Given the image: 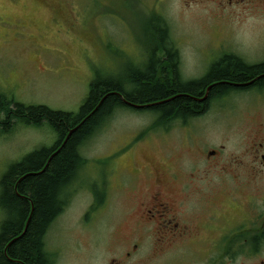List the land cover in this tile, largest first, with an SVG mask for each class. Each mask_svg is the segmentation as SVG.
<instances>
[{"label":"rangeland","instance_id":"obj_1","mask_svg":"<svg viewBox=\"0 0 264 264\" xmlns=\"http://www.w3.org/2000/svg\"><path fill=\"white\" fill-rule=\"evenodd\" d=\"M158 14L167 22L169 38L178 47L179 72L184 79L201 77L207 65L225 53H237L248 61L263 57L264 0H0V94L26 105L78 111L97 72L105 78L118 77L128 65H142L144 49L152 45L149 21ZM263 119L264 98L251 93L232 95L216 103L204 117L191 120L199 139L190 141L195 139L207 149H223L225 159L243 156L260 137ZM154 122L156 115L151 111L117 109L81 145L86 162L73 181L68 205L55 217L45 239L54 264L121 260L125 234L141 210L137 206L128 214L133 200L122 198L115 187L121 179L117 166L121 162L129 166L135 155L141 161L149 155L163 164L167 152L137 146L146 141L150 146L163 145L158 141L162 135L147 132ZM164 138V148L171 149L170 162L183 156L188 165L193 152H189L187 130L174 126ZM55 140L56 134L47 124L16 122L11 132L0 135V181L11 165ZM134 145L131 153L129 147ZM234 208L224 210L229 220L239 218ZM5 214L1 208L0 223ZM218 227L213 230L220 232ZM179 245L177 242L163 254L154 252L126 262L264 261V248L259 256L239 255L219 263L218 256L202 257L189 252L193 247Z\"/></svg>","mask_w":264,"mask_h":264},{"label":"trees","instance_id":"obj_2","mask_svg":"<svg viewBox=\"0 0 264 264\" xmlns=\"http://www.w3.org/2000/svg\"><path fill=\"white\" fill-rule=\"evenodd\" d=\"M151 17L152 45L144 49L148 54L142 65H128L118 77L105 78L97 72L78 111L26 105L0 94V135L11 132L16 122L47 124L56 134L51 146L28 153L1 178L0 209L6 214L0 223V264H54L45 239L64 208L59 189L74 181L85 164L81 145L117 109L151 111L156 122L175 117L188 121L206 107L210 97L232 88L224 81H242L264 70V64L248 66L228 54L203 78L186 80L177 70L179 50L169 38L167 22L160 14ZM210 83L206 98L204 90Z\"/></svg>","mask_w":264,"mask_h":264},{"label":"flooded vegetation","instance_id":"obj_3","mask_svg":"<svg viewBox=\"0 0 264 264\" xmlns=\"http://www.w3.org/2000/svg\"><path fill=\"white\" fill-rule=\"evenodd\" d=\"M228 54L234 55L248 66L264 64V54L261 58L248 61L237 53H225L207 65L204 75L186 80L203 78L215 63L224 60ZM179 59L178 71L181 57ZM224 82L231 84L232 88L226 93L210 97L206 107L188 121L175 117L169 121L154 122L149 128L147 132L157 131L163 136L158 138L163 147L150 146L147 141L137 146L167 152L163 157V164L156 163L149 155H146V161L139 160L135 155L128 160L131 163L129 166H125L127 162H121L117 166L121 179L118 183L116 180L115 187L122 192V198L127 197L129 200L130 197L133 200L129 204L128 214L137 206L141 211L128 235L125 234L127 239L122 246L121 260L116 258L111 261L112 264H127L126 259L149 256L154 252L163 254L177 242L183 247H193L189 251L192 254L213 258L218 256L221 258L219 263L225 262V258L232 260L239 255L259 256L262 252L264 119L260 121L258 129L260 137L250 143L248 153L239 156L241 158L232 155L225 159L223 149H207L200 143H195L196 140L198 142L199 135L190 125L191 120L204 117L216 103L232 95L251 93L264 98V70L242 81ZM213 83L205 87L204 97L208 98ZM174 126L187 130L189 152H193L188 165L183 156L171 163V149L164 148V137ZM190 138L196 140L190 141ZM135 147H129L131 153ZM73 183H67L58 192L65 208L70 200ZM139 192L142 198L137 199ZM232 207L239 214V218L235 220H229L224 212ZM215 225H219L220 232L213 230ZM263 263L264 261L261 262Z\"/></svg>","mask_w":264,"mask_h":264},{"label":"water","instance_id":"obj_4","mask_svg":"<svg viewBox=\"0 0 264 264\" xmlns=\"http://www.w3.org/2000/svg\"><path fill=\"white\" fill-rule=\"evenodd\" d=\"M28 226V221H27V223H26V226H25V228Z\"/></svg>","mask_w":264,"mask_h":264}]
</instances>
